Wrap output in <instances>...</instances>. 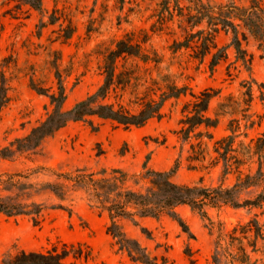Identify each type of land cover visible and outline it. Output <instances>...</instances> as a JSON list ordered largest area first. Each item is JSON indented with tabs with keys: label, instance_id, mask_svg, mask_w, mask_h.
Instances as JSON below:
<instances>
[{
	"label": "rangeland",
	"instance_id": "374dc122",
	"mask_svg": "<svg viewBox=\"0 0 264 264\" xmlns=\"http://www.w3.org/2000/svg\"><path fill=\"white\" fill-rule=\"evenodd\" d=\"M200 1L215 15L220 6L248 8L252 0ZM197 10V0H0V80L3 74L9 98L0 114V199L17 198L33 212L32 204L40 206L38 214L0 213V264L21 251L65 246L82 249L79 259L70 258L78 264H139L109 234V218L91 194L67 179L77 170L108 176L121 170L125 188L136 192L148 189L149 170L170 173L181 185L222 189L255 173L256 159L237 166L229 157H239L264 134V52L252 37L243 40L245 29L236 22L244 60L232 45V31L214 34L217 48L208 41L210 52L198 54L212 26L208 18L195 17ZM120 42L140 48L139 55L115 56ZM221 49L225 58L212 68ZM109 72L113 80L103 102L118 109L137 112L146 101L159 100L168 86L187 91L168 99L162 116L142 127L88 117L69 122L35 150L17 151L16 141L54 112L50 96L60 87L68 111L97 92ZM209 89L217 95L206 116L217 126H195L185 135L183 120L192 112L193 95ZM231 135L236 152L225 162L218 142ZM260 194L262 185L242 191L238 199L243 203ZM176 212L179 219L162 215L121 225L159 264H216V254L219 264H242L233 261L240 245L231 237L244 242L250 258L244 264H264V202L206 208L209 219L189 206ZM254 219L262 237L252 248V234L232 233Z\"/></svg>",
	"mask_w": 264,
	"mask_h": 264
},
{
	"label": "trees",
	"instance_id": "16d2710c",
	"mask_svg": "<svg viewBox=\"0 0 264 264\" xmlns=\"http://www.w3.org/2000/svg\"><path fill=\"white\" fill-rule=\"evenodd\" d=\"M197 2L198 15L195 17L198 20L208 18L212 26V33L209 34V39L204 38L201 40V45L198 46V54L205 56L210 52L211 46L208 45V41L213 43V48H217V45L213 42L214 34L220 31H232L234 34L232 45H234L238 54L242 55L239 59L244 60L245 52L241 48L242 40L238 37V25L236 22H239L245 29V33L242 34L243 40L246 41L249 36L252 37L258 42L259 49L264 52V5L259 0H252L248 8H240L234 4L220 6L215 15H210L208 8L201 4L200 0H197ZM202 34L203 31L198 32L197 35L201 36ZM223 52L224 49H221L213 55L211 61L212 68L225 58L222 55ZM123 53L139 55L140 48L138 50V47L128 46L125 42H120L115 56ZM3 76L1 74L0 114L9 100ZM112 80L113 76L109 72L104 85L97 92L88 96L68 111L63 110L66 95L63 87H60L57 94L50 96L52 104L55 105L54 112L41 125L34 128L27 137L16 141L17 151L35 150L44 139L52 136L69 122L86 120L88 117L111 120L125 128L142 127L149 120L162 116L161 110L168 99L180 98L187 91L186 87L168 86L166 92L161 94L159 100H148L140 110L131 112L124 108L118 109L114 105L103 102L108 95ZM216 95L217 92L210 89L205 90L199 96L193 95L196 100L192 103V112L190 116H187L183 120V123L188 125V128L184 130L185 135L195 126L204 125L208 128H215L217 126L218 121L216 119L214 120L206 116L210 102ZM248 95L251 96L250 93ZM230 131L234 133L235 130L230 128ZM209 137L212 138V136ZM233 143V135L225 137L218 142L220 150L223 149V152L219 154L225 162L228 161L227 155L229 153L236 152L232 148ZM243 149L244 153L239 157L231 156L229 159L234 160L237 166L245 165L246 162L256 159L257 169L254 174L247 173L243 175V177L237 179V183L232 188L227 189H222L221 187L207 188L201 185H181L172 180L170 173L150 170L145 174V178L149 183V187L145 192H136L125 188V174L118 169L113 170L111 176H108L106 171L96 174L88 173L85 170H77V176L67 179L74 182L76 187L86 189L96 201L97 208L102 213L107 214L110 221L108 227L109 234L116 240L120 249L128 253L133 262L139 264H159L158 259L152 258L137 240L127 236L123 230L121 221L135 220L136 218H159L162 215L179 219L176 209L180 206H189L191 209L199 211L206 219H209L206 208H216L222 205H230L234 208L243 206L259 207L261 202H264V194H260L255 200H245L243 203L239 201L238 195L249 188L264 186V134L252 140L250 145ZM226 169L228 170V168ZM226 169L225 172H227ZM49 188L54 192L57 191L55 185H49ZM31 206L36 209L35 212L27 210L28 206L17 198L8 197L0 199V213L9 217L23 214H38L40 212L38 204H32ZM234 232H241L244 235L252 234L253 240L248 242V245L252 248H255L256 240L262 237L261 227L255 219L246 225L235 228L232 235ZM231 238L232 241H237L240 245L237 256H233V261L242 264L248 263L250 258L246 248L243 246V240L235 237ZM245 239H250V237L246 236ZM81 254L82 249H76L74 246H65L61 251L57 249L47 252L21 251L12 256L5 264H78L77 262L70 261V258L79 259ZM214 261L216 264L220 263L218 254L214 256Z\"/></svg>",
	"mask_w": 264,
	"mask_h": 264
}]
</instances>
